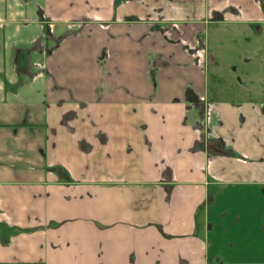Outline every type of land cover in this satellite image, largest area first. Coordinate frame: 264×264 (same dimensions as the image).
I'll return each instance as SVG.
<instances>
[{"label": "crops", "instance_id": "crops-1", "mask_svg": "<svg viewBox=\"0 0 264 264\" xmlns=\"http://www.w3.org/2000/svg\"><path fill=\"white\" fill-rule=\"evenodd\" d=\"M73 21L96 25L47 56ZM261 22L264 0H0V264H264V104L206 92L210 30Z\"/></svg>", "mask_w": 264, "mask_h": 264}, {"label": "rangeland", "instance_id": "rangeland-1", "mask_svg": "<svg viewBox=\"0 0 264 264\" xmlns=\"http://www.w3.org/2000/svg\"><path fill=\"white\" fill-rule=\"evenodd\" d=\"M93 25H96V23L92 21H73L69 24H64V27L60 25L62 29H60L59 34H54L56 37L55 39L48 37L45 39L46 55H52L53 57L51 58L54 59L58 43L61 44L63 37H68L69 35H72V37L76 35L81 36V32L83 33L85 28L93 29ZM43 26H45L47 31H51V33L57 31V25H54V28L51 25L46 27L47 24ZM110 26L111 24L100 25L97 23L96 28H100L103 32H108L110 31V29L108 30ZM223 29L225 30L220 36L222 39L214 38L215 41L212 39L214 31H212V29L210 30L212 35L208 42L211 45L212 51H216V53L213 52V54L216 57L217 66L216 68L209 67L208 70L206 88L208 99L215 102L221 100L260 101L264 104V22L254 25L253 27L228 26L223 27ZM66 32L69 35L66 34ZM69 37V40L74 43L75 40H73L71 36ZM195 45L196 48L190 51V54L195 57L194 59H196L200 65L203 63L206 65L209 62V55H207L206 49L201 45V41L200 44L196 42ZM105 58L106 50H104L103 53L99 52L98 57H95V61H98V67L105 62ZM206 59H208L207 62ZM207 65L209 66V64ZM103 74L106 75L111 73L106 72ZM48 77L50 76L48 75ZM107 78H110V75ZM239 227H241V224ZM236 232L235 230L233 234L235 235ZM235 236L233 242L236 243V248H234L236 250L240 245L241 237L237 234ZM259 242V240H255L253 242L254 246L251 249L256 250ZM224 246L225 244H223V248ZM220 248L215 247V253L219 252ZM245 248L244 246L239 249L245 250ZM259 248L260 250L262 249L261 247Z\"/></svg>", "mask_w": 264, "mask_h": 264}, {"label": "built area", "instance_id": "built-area-1", "mask_svg": "<svg viewBox=\"0 0 264 264\" xmlns=\"http://www.w3.org/2000/svg\"><path fill=\"white\" fill-rule=\"evenodd\" d=\"M198 56H199V54H198ZM242 158V157H241Z\"/></svg>", "mask_w": 264, "mask_h": 264}]
</instances>
